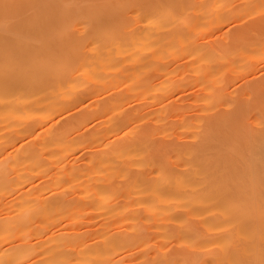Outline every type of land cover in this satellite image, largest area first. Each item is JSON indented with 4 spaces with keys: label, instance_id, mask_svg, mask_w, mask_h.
I'll return each mask as SVG.
<instances>
[{
    "label": "bare ground",
    "instance_id": "6f19581e",
    "mask_svg": "<svg viewBox=\"0 0 264 264\" xmlns=\"http://www.w3.org/2000/svg\"><path fill=\"white\" fill-rule=\"evenodd\" d=\"M240 1L0 0V264H264Z\"/></svg>",
    "mask_w": 264,
    "mask_h": 264
},
{
    "label": "rangeland",
    "instance_id": "374dc122",
    "mask_svg": "<svg viewBox=\"0 0 264 264\" xmlns=\"http://www.w3.org/2000/svg\"><path fill=\"white\" fill-rule=\"evenodd\" d=\"M237 1L240 3L242 2L240 0ZM263 18H264V7L259 9V11L256 10V12H253L250 15L248 14L244 17L239 16L235 20H232L231 22L226 23L222 27H219L214 32L213 36L215 37L213 38L214 39L216 38V41L219 40L220 41L219 43L221 42L223 43V41H229L230 37L232 35H235V33L245 30L248 31L247 36L245 35V37L247 38L246 39L247 42L256 41L264 35V24L263 23L262 25L259 24L263 22ZM257 54L258 55L253 53V50L250 47L248 57L244 61H242L243 62L242 68L239 71L232 73V75L229 74L232 81L230 80V77H228V79L229 81H231V83L234 82L233 86L237 87L235 86V84L241 86V88L240 86H238L239 90L243 88L244 89L247 88L248 85L249 86L254 85V83L252 82L253 80H257V82H261L264 80V52ZM191 89H196V86L192 84ZM192 92L193 91H190L189 89V91H186V94L188 95ZM38 122H39L38 119H36V123ZM9 144H11V142ZM9 148L10 151L12 150L14 151L15 149L14 146L12 145H10ZM87 148L88 147L85 144L79 145L78 147L70 151L68 155V159L71 160V159H75L76 157L84 158L85 151ZM50 179H51V175L48 172L45 173L41 172V173H37L32 180L35 183L43 184L49 181Z\"/></svg>",
    "mask_w": 264,
    "mask_h": 264
}]
</instances>
